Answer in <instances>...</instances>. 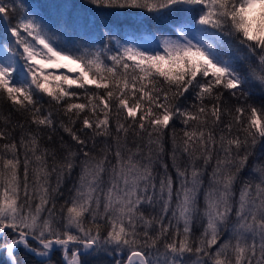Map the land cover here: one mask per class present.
Segmentation results:
<instances>
[{
    "label": "snow or ice",
    "instance_id": "1",
    "mask_svg": "<svg viewBox=\"0 0 264 264\" xmlns=\"http://www.w3.org/2000/svg\"><path fill=\"white\" fill-rule=\"evenodd\" d=\"M0 103V264H264V0H0Z\"/></svg>",
    "mask_w": 264,
    "mask_h": 264
},
{
    "label": "rangeland",
    "instance_id": "2",
    "mask_svg": "<svg viewBox=\"0 0 264 264\" xmlns=\"http://www.w3.org/2000/svg\"><path fill=\"white\" fill-rule=\"evenodd\" d=\"M34 2H39L38 0H34ZM40 3V2H39ZM65 65H67V68H71L73 70H78V66L77 65H73L68 61H64L63 62ZM67 68H60V69H56V68H50V70L52 71H59V72H66ZM73 73H69V75H72Z\"/></svg>",
    "mask_w": 264,
    "mask_h": 264
},
{
    "label": "trees",
    "instance_id": "3",
    "mask_svg": "<svg viewBox=\"0 0 264 264\" xmlns=\"http://www.w3.org/2000/svg\"><path fill=\"white\" fill-rule=\"evenodd\" d=\"M40 3H45V2H54V0H38ZM0 109H3L5 111H7V106L0 103Z\"/></svg>",
    "mask_w": 264,
    "mask_h": 264
}]
</instances>
